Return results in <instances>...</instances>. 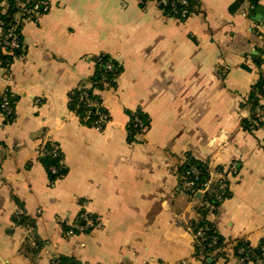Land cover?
<instances>
[{
	"label": "crops",
	"instance_id": "1",
	"mask_svg": "<svg viewBox=\"0 0 264 264\" xmlns=\"http://www.w3.org/2000/svg\"><path fill=\"white\" fill-rule=\"evenodd\" d=\"M193 1L197 12L183 23L138 0H47V14L20 21L24 54L10 81L0 69V94L15 99L13 122H0V264H49L55 256L203 264L192 258L188 230L200 201L178 189L189 157L239 167L211 218L219 236L251 247L264 240V128H244L245 103L264 68L233 44L241 36L255 54L264 47V0L234 11L238 0ZM104 55L122 73L101 95L110 121L98 130L82 126L67 105ZM135 111L149 127L132 143ZM47 141L62 155L54 182L39 160ZM18 216L30 224L17 226ZM74 224L68 237L65 227ZM225 251L226 259L206 264H239Z\"/></svg>",
	"mask_w": 264,
	"mask_h": 264
},
{
	"label": "trees",
	"instance_id": "2",
	"mask_svg": "<svg viewBox=\"0 0 264 264\" xmlns=\"http://www.w3.org/2000/svg\"><path fill=\"white\" fill-rule=\"evenodd\" d=\"M258 1L259 0H238V2L232 7L231 11L238 9L245 2H248L251 10H253L257 7ZM138 2L142 9H145L147 4L155 2L164 16L170 19L178 20L181 23L185 22L190 16L197 12L195 6L196 4L193 0H138ZM48 11L49 3L47 0H0V69L4 71L6 76L10 72L13 62L17 59H20L24 54L20 37V29L22 26L20 21L34 17H41L47 14ZM11 30H13L19 37V48L17 49H10L4 45L6 34ZM92 62L94 65V72L89 80L88 85L72 91L68 96L67 106L69 111H71L77 117L82 126L102 130L110 121V117L104 109L101 95L110 89L116 88L117 81L122 73V67L111 57L105 55L93 59ZM252 62L259 69L264 68V47L256 49V54L253 56ZM107 66H110L112 70H107ZM263 87L264 72L263 74H260L257 83L251 90L248 101L245 103V108L248 110L250 115V121L244 123V128L247 131L251 129L254 131L256 129L264 128ZM14 102L15 99L12 95L9 100L12 112L1 121V123L4 125L10 124L14 120ZM91 103L95 104V107L89 106ZM0 114L4 115L1 109ZM132 114L136 115L141 120L146 129H148L149 124L146 117L139 111L128 113V141L133 143L136 141L139 135L138 130L133 127L132 118H130ZM103 115L107 117V122L101 124V116ZM52 145L57 144L47 141V150H50ZM39 160L51 182H54L62 177V155L59 160H53L51 156L47 155L40 157ZM233 165H235L237 168V174H234L231 177L236 178L239 174V167L236 164ZM51 167H54L55 173L51 172ZM214 167L215 169L217 168L223 171V175L228 178V175L231 172V166ZM191 169H195L199 174L194 182V189L197 192L193 195V200L198 202L200 201V203L195 208L196 218L191 221L189 225L192 226V230L194 232L200 228H207V236L211 239H215L217 242L216 247L221 246L224 248V251L218 254L212 260L226 259L227 252L225 250H228L232 253L233 258L237 262L242 261L243 264H264V240L259 243L257 247H251V245L247 242H227L219 236L211 218L217 216L218 210L222 205L216 200V194H218L220 190L221 182L217 181V183H211L209 192L198 197V192L202 191L208 182L214 181V175H212L214 170L208 167V162H198L195 159L189 157L184 161L179 173L185 174ZM178 189L180 190L179 186ZM229 196L230 194L228 188L224 193L223 202L228 199ZM206 204L213 206L215 210L210 213L205 207ZM14 220L17 223V226L22 227V225L27 223L30 224L29 220L21 216H18ZM69 230V228L65 227V235ZM209 244L210 241H205L202 243V248H199L200 250L198 248L193 249V253L198 255L201 252L206 253L214 249L207 248ZM206 261L207 259H205L202 263L206 264ZM59 262L62 264H80L75 259L62 257L59 258Z\"/></svg>",
	"mask_w": 264,
	"mask_h": 264
},
{
	"label": "built area",
	"instance_id": "3",
	"mask_svg": "<svg viewBox=\"0 0 264 264\" xmlns=\"http://www.w3.org/2000/svg\"><path fill=\"white\" fill-rule=\"evenodd\" d=\"M183 3V2H182ZM19 37L18 35L13 31H9L6 34L5 37V41H4V45L10 49H17L19 48V41H18ZM107 70L111 71V67L107 66L106 67ZM10 72L8 73V75L6 77H8V81H10V76H9ZM263 92H264V87H263ZM11 93L9 90H5L3 93L0 94V98H1V105H0V109L1 111L4 113V115L0 114V122L9 114H11L12 109L10 108V103L9 100L11 98ZM89 106L91 107H95V104H90ZM132 118V123H133V127L135 129L138 130V135L139 137L143 136L147 129L146 127L142 124L141 120L134 114L131 115ZM107 122V117L106 116H101V124L106 123ZM100 129V128H99ZM46 143L44 142L41 144L40 146V157L42 156H51L53 160H59L61 157V150L60 147L58 145H52V147L50 148V150H47L46 148ZM208 167L212 170H214L213 174L214 175V181H210L206 184L205 188L198 192L199 195L198 197H200L201 195L209 192L210 190V185L211 183H217V181L221 182L220 185V190L218 192V194H216V200L218 201V203H223V196L225 191L229 188V180L231 178L232 175L237 174V168L235 165H231V169H230V174L228 175V178H226V176H224V172L221 171L220 169H215L213 162H208ZM52 173H55V169L54 167L50 168ZM199 176L198 172L195 169H191L189 172L185 173V174H178V186L180 187V191L187 197V199L189 201H194L193 200V195L197 192L194 188H195V180L197 179V177ZM206 209L211 213L212 211H214V207L206 204ZM78 228V225H73L72 227H70L69 231L67 232V236L70 237L73 234V231L75 229ZM188 230L192 236L193 239V243H192V249L195 248H202V243H204L205 241H210V244L207 246V248H214L206 253L201 252L198 255H195L193 253V260H199V261H204L205 259H213L215 258L218 254H220L221 252L224 251L223 247H216L217 246V242L215 241V239H211L207 236L208 233V229L207 228H200L197 231H193L192 230V226L189 225L188 226ZM229 247V246H228ZM200 250V249H199ZM239 264H243L242 261L238 262ZM49 264H62L59 262V257H53L50 260ZM184 264V262H183Z\"/></svg>",
	"mask_w": 264,
	"mask_h": 264
},
{
	"label": "water",
	"instance_id": "4",
	"mask_svg": "<svg viewBox=\"0 0 264 264\" xmlns=\"http://www.w3.org/2000/svg\"><path fill=\"white\" fill-rule=\"evenodd\" d=\"M262 11V9H257V13H262ZM255 19H258V17H255ZM233 44L236 46L237 52L251 56L255 55V53L252 52L251 48L249 47V44L243 41L241 36L236 37L233 40Z\"/></svg>",
	"mask_w": 264,
	"mask_h": 264
}]
</instances>
